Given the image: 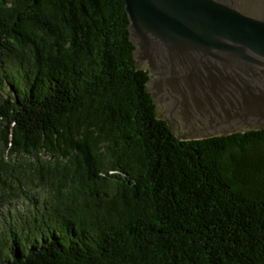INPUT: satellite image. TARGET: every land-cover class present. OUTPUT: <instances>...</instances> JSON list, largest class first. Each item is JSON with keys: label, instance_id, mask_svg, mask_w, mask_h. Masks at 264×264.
<instances>
[{"label": "trees", "instance_id": "1", "mask_svg": "<svg viewBox=\"0 0 264 264\" xmlns=\"http://www.w3.org/2000/svg\"><path fill=\"white\" fill-rule=\"evenodd\" d=\"M127 26L123 0H0V171L54 179L0 264H264V127L178 137Z\"/></svg>", "mask_w": 264, "mask_h": 264}, {"label": "water", "instance_id": "2", "mask_svg": "<svg viewBox=\"0 0 264 264\" xmlns=\"http://www.w3.org/2000/svg\"><path fill=\"white\" fill-rule=\"evenodd\" d=\"M136 67L183 139L264 127V0H123Z\"/></svg>", "mask_w": 264, "mask_h": 264}, {"label": "rangeland", "instance_id": "3", "mask_svg": "<svg viewBox=\"0 0 264 264\" xmlns=\"http://www.w3.org/2000/svg\"><path fill=\"white\" fill-rule=\"evenodd\" d=\"M7 62V59L0 60V76L4 74L1 67ZM3 159L8 164L7 170L0 171V249L5 252L13 235L24 229L34 216L49 209L50 183L54 179L45 175L39 178L33 166L24 164L26 161L15 157ZM19 163L24 165L18 167ZM26 163L38 164L33 159Z\"/></svg>", "mask_w": 264, "mask_h": 264}]
</instances>
